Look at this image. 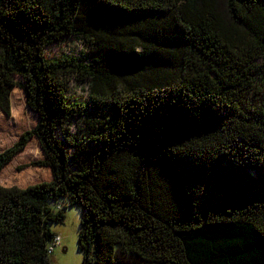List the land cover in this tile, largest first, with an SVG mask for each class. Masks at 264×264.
Listing matches in <instances>:
<instances>
[{
  "label": "trees",
  "instance_id": "obj_1",
  "mask_svg": "<svg viewBox=\"0 0 264 264\" xmlns=\"http://www.w3.org/2000/svg\"><path fill=\"white\" fill-rule=\"evenodd\" d=\"M14 88L37 123L0 172L36 138L16 171L51 179L0 185V264H51L69 206L81 264H264V0H0L6 117Z\"/></svg>",
  "mask_w": 264,
  "mask_h": 264
},
{
  "label": "rangeland",
  "instance_id": "obj_2",
  "mask_svg": "<svg viewBox=\"0 0 264 264\" xmlns=\"http://www.w3.org/2000/svg\"><path fill=\"white\" fill-rule=\"evenodd\" d=\"M84 49L79 40L65 39L62 42L44 49V56L48 60L58 59L61 56H75L79 50ZM66 98L69 101L86 100L89 94L88 83H78L73 79H66ZM37 123L36 115L31 112L24 102V97L18 88H14L10 95V115L0 114V152L9 148L21 133L29 131ZM79 121L68 123L65 129L73 134ZM42 152L36 138H32L24 151L16 156L0 172V185L3 187H19L49 181L50 171L43 167H27L21 171L16 168L32 161L40 160ZM65 218L60 224H50V229L60 238V245L53 248L49 255L51 264H81L82 253L77 249L80 209L69 206L64 210Z\"/></svg>",
  "mask_w": 264,
  "mask_h": 264
},
{
  "label": "built area",
  "instance_id": "obj_3",
  "mask_svg": "<svg viewBox=\"0 0 264 264\" xmlns=\"http://www.w3.org/2000/svg\"><path fill=\"white\" fill-rule=\"evenodd\" d=\"M60 245V238L59 236L54 237L52 243L48 247V254L50 255L53 251V248Z\"/></svg>",
  "mask_w": 264,
  "mask_h": 264
}]
</instances>
